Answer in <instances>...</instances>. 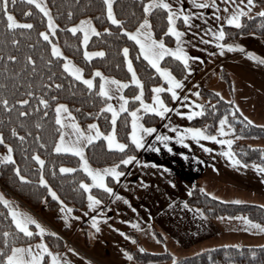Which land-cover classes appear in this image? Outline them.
I'll return each mask as SVG.
<instances>
[{"label":"crops","instance_id":"crops-1","mask_svg":"<svg viewBox=\"0 0 264 264\" xmlns=\"http://www.w3.org/2000/svg\"><path fill=\"white\" fill-rule=\"evenodd\" d=\"M180 2L185 12L197 13L192 17L191 25L182 23V27H179L184 31L185 50L193 58L189 61L193 71L187 72L185 69L181 78L183 87L176 89L179 92L176 101L172 100L171 94L167 92L170 109L189 111L187 105L191 103V100L202 104L204 98L201 94L196 96L195 93L200 87L205 86L229 101L239 115L252 121V124L264 127V64L245 55V51H251L257 56L264 57V33H248L227 41V43L244 45V50L225 49L221 54L219 44L210 42L216 41L217 38L208 31L209 28L216 30L219 25L224 24L223 19L215 17L217 10L211 6L198 8L193 0H180ZM235 2L239 3V0ZM217 3L223 5V0H217ZM241 7L245 8L246 14L259 13L260 9L264 8V4L255 6L253 4L249 11L245 0ZM229 8L230 11L234 10L231 6ZM201 14L204 18H201ZM225 15L221 7L220 16ZM175 44L173 37V43L168 46L175 47ZM195 57L200 59L197 60ZM223 70L228 75V82L221 78ZM89 76L91 75L86 77ZM160 77L167 88V81ZM96 82H99V78L95 79ZM152 95L153 93L145 102L151 103ZM160 95L162 96V93ZM185 96L190 99L183 100ZM111 102L117 109L119 108L120 101L115 94ZM62 115L66 120L69 119L66 114ZM153 115L156 116V122L152 126L156 127L157 133L175 136L176 131L190 127L188 126L190 120L181 117L178 112L169 110L165 117ZM143 117L141 122L144 123ZM170 124L177 126L176 131L170 127ZM84 130L87 131V127ZM220 138L229 139L227 136ZM153 139L154 134L146 137L148 143H152ZM186 139L187 145L175 140L168 141L172 151L164 148L159 142H156L151 149L147 146L137 149L138 153L135 156L144 163L130 162L128 165H123V169H119L123 173L119 181H115L110 175L105 177L108 184L110 183L109 186L120 195L117 197L107 193L106 202L94 208L88 207L86 193L85 205L79 211H73V208L67 204L72 209L71 213L62 212L61 205L56 210H49L43 202L36 212L16 200L1 186L0 192L21 212L36 219L40 216L42 218L40 224L46 229L45 234L57 231L67 234L71 243H65L59 251L49 249L58 253V258L71 260L72 264H89V261L91 264H141L142 262L135 257L130 260L124 255L125 250L140 251V248L144 249L143 252L166 253L169 257L164 260L172 264L173 256L179 262L185 257L220 246L264 245V232L256 228L250 229L240 220L229 219L242 213L212 217L204 213L201 216L196 211L199 208L187 202L189 189L195 185L199 189L203 188L206 194L213 193L212 197H220L225 202L239 200L241 203L262 205L264 202L260 200H264V175L252 167V164H249L247 168L242 164L233 165L223 155L228 145H221L217 141L203 138L199 143L191 137ZM104 142L107 146L105 139ZM202 145H207L212 151H205ZM156 147L160 150L156 151ZM5 152L6 147L0 149V154ZM93 167L96 168V166ZM102 167L104 166L99 168ZM88 178L91 182L90 177ZM65 215H68L67 221L64 219ZM93 216L103 217L97 221L99 231H96L92 225ZM30 228L33 229V225H30ZM116 229L121 231L118 232ZM76 233H79L77 239L69 237L70 234ZM128 233H134V235ZM37 234L38 239L27 243L32 244L34 249L40 240L45 242L43 239L45 234L43 236ZM87 240L89 246H86ZM44 257L50 264L51 256L45 253Z\"/></svg>","mask_w":264,"mask_h":264},{"label":"trees","instance_id":"trees-1","mask_svg":"<svg viewBox=\"0 0 264 264\" xmlns=\"http://www.w3.org/2000/svg\"><path fill=\"white\" fill-rule=\"evenodd\" d=\"M264 4V0H255L254 6ZM142 0H115L114 10L117 14V18L125 21L124 26L129 30H133L137 25V21L143 18L142 14ZM25 9L27 7H33V16L25 18L19 12L18 6H13L9 3V10L13 11L17 19L23 21H31L34 23V28L31 30L20 29L24 35H17V39L20 41L18 46H13L11 43L6 42L11 38V33L5 32L4 21L0 20V84H4L6 88H0V95H6L11 103H15L19 99H29L30 103L27 106L15 105L7 112L0 107V133L4 134L5 144H0V149L6 147V144L13 146L16 163L22 169V174L28 175L30 179L36 180L38 178L34 173L37 172L35 164L25 156V152L31 153V151H37L42 158L46 160L45 178L48 179L53 189L57 191L61 199L65 204L71 206L73 211H79L82 209L86 202V192L77 189L73 183V176L76 180L85 179L89 182L87 174L82 169H78L75 174H61L58 171L59 165L64 164L68 167L76 168L79 164V157L74 154H57L51 151L54 147V139L58 138V134L54 132L55 125V103L62 102L68 105V110L73 113L76 118V122L82 129H85L89 123L95 120L101 131H109L111 126V115L107 111L100 116L88 117L85 113L97 112L103 106V98L95 96V92H98V82H96V89L94 93L90 94L86 90V86L81 81H75V78H71L70 83L69 75H61L63 71L60 65L61 60L50 57V45L43 41L42 37H38V32L45 30L46 18L40 19L42 13L38 9H35L31 5H21ZM48 6L52 9V14L56 19V23L60 24L62 30H57L56 37L53 38L65 55L69 56L71 60L79 67L84 69L83 74L85 76L91 75L95 68H100L105 75L115 76L117 79L128 80L130 74L127 73L125 64L122 61V53L119 51L123 46H128L130 49V55L135 56L138 51V45L130 40L125 34L108 36L103 34L101 37L92 35L90 37L88 50L103 48L106 52V58L93 57L91 61L86 60L83 57L84 46L80 43L81 33L73 34L68 29L69 23H75L80 18L89 16L92 18L93 23L97 29L102 31L103 28H111L112 33H119V28L116 25H112L110 21L106 20L104 15V9L102 7V0H48ZM71 9L74 12L73 17L67 16V11ZM59 13V15H57ZM134 13V15H132ZM258 12H251L242 16V27L225 25L226 36L224 41H231L241 35L254 33H264V18L257 15ZM253 17L251 20L248 17ZM148 18L152 22V31L156 39H160L162 36L167 45L173 43V37L171 35L165 36L166 32V14L164 10H159L153 14H149ZM177 27H182V22L177 21ZM31 46V47H30ZM8 55H15L18 57L17 61H7ZM26 55H32L36 60V72L32 73L30 67H25L26 61L24 57ZM52 58L53 65L48 66L46 61ZM119 64L120 67H116ZM160 64L162 67L169 68L173 75L178 79H181L185 73V69L182 66V62L172 56H165ZM134 67L140 79L144 82V101L149 100L151 96V89L153 85H163L165 82L161 79L158 73L155 75V69L151 65L141 58L140 60H134ZM55 73L54 81L47 80L49 75ZM221 78L228 82V75L226 71L221 72ZM33 84V89L43 95L46 99H49L50 106L44 108L40 106L38 111H32L38 104V97L33 96L29 98L26 92L29 90V83ZM48 83H62L65 85L62 89H48L46 85ZM138 92V86L129 85L124 89L125 96H133ZM201 96L204 98L203 105L207 108V105H214L216 111L213 112L211 108H207V113L202 117H195L190 120L188 126L190 127H203L209 125V131L211 134L216 133V124L221 116L227 114L229 123L237 129L235 133H230L227 137H233L234 143L231 145L232 151L246 164H264V156L261 155V149L264 147L260 145H251L244 141L243 137H264V127L257 126L255 124H247L244 122L245 118L239 115V113L231 106V103L222 98L216 91L209 87L202 86L199 88ZM57 97L56 101H52L50 97ZM164 101L168 104L167 91L162 92ZM139 102L129 101L128 109L126 112H122L116 121V138L125 143H129L126 133L130 128V111L136 108ZM19 111L28 112L26 117H20ZM44 111L48 112V116L43 115ZM239 116L240 119L234 118L233 114ZM143 121L147 125H154L156 122V116L153 114H146L143 117ZM39 122L43 125L42 128L37 129L35 124ZM16 127L21 135L25 136V140L21 141L19 137L11 135V128ZM39 132L42 140L37 142L35 140L36 133ZM239 136V137H237ZM45 143L47 148H41L40 144ZM130 149L132 146L130 144ZM137 149H133L129 154L136 155ZM85 155L89 160V163L93 166L100 167L105 165H111L121 159L123 154L119 150H110L105 145L104 139L94 141L92 144L85 147ZM53 163L56 166L57 175H51V168ZM14 166L9 164H0V186L8 193L15 197L16 200L25 204L32 210H37L40 205L47 200L46 207L49 210H56L59 207V202L51 197L47 193L44 186L39 188L33 185H27L20 182L15 177L12 168ZM123 169V165L119 168ZM110 184V183H109ZM94 195L105 203L107 193L104 190L93 188L91 190ZM187 202L209 216L216 215H233L242 213L248 215L251 219L264 223V209H261L258 204L252 203H235L225 202L220 199H216L212 196H208L205 192L201 191L197 186L191 188V193L187 197ZM5 215V208L0 204V217ZM10 222L0 221V229H3ZM14 227V225H13ZM52 232L43 236L46 244L50 249L59 251L65 245V240L58 234L53 236ZM134 235V233H128ZM39 238V235L34 232L33 237L25 238L21 234V238L17 243H30ZM86 246H89L87 240ZM264 246V245H262ZM255 251L256 256L253 257L251 252ZM133 257L141 262L144 261H158L169 257L166 253H153V252H140L132 250ZM229 260L235 262V264H264V247L261 246H242L241 248H235L234 246H220L210 250H206L201 253H197L183 258L177 264H229ZM42 264H48L47 258L44 257Z\"/></svg>","mask_w":264,"mask_h":264},{"label":"snow or ice","instance_id":"snow-or-ice-1","mask_svg":"<svg viewBox=\"0 0 264 264\" xmlns=\"http://www.w3.org/2000/svg\"><path fill=\"white\" fill-rule=\"evenodd\" d=\"M244 2L245 0H239V3L235 2V0H223V5H221L217 3V0H193V3L198 8H207L211 6L212 8L216 9L217 11L214 14L215 17L224 20V24L219 25L218 29H208L211 35L217 38L216 41L210 42L219 44V51L221 54H223L225 49L244 50V45L240 43L222 42L226 36V32L224 30L225 25L236 26L237 28L242 27L241 18L242 16L246 15L245 8L241 7ZM9 3H11L13 6H18L20 14L25 18L33 16V7H27L25 9L21 5L34 6L35 9H38L39 12L42 13L40 19L43 20L46 18V28L45 30L38 32V37H42L43 41L50 45V57L56 58V60L62 59L63 62L60 67L63 71L61 72V75H69L70 83L72 82L71 78H75V81H81L83 85L86 86V90L90 94H93L94 89L97 87L95 79L99 78L98 92H95L94 94L99 98H103V106L99 109V111L95 113L88 112L85 113V115L92 117L94 115L100 116L101 114L105 113V111L111 113V126L109 131H101L98 123L95 120L87 125L86 131L82 129L76 122V118L73 116V113L68 110V105L66 103L58 102L54 105L56 125L54 132L58 134V138L54 139V147H52L51 151L57 154H74L75 156L79 157L80 162L76 168L60 164L58 171L61 174H75L78 169H82L83 172L87 174V177H90L91 182H86L85 179H79L77 181L75 175L73 176V183L75 187L87 193L89 208H94L102 203L98 196L94 195L91 191L94 187L102 189L106 193L118 197L120 194L116 193L114 189L109 186L105 177L110 175L115 181H119L123 175V173L119 171V168L122 165H128L130 162L137 164L144 163L140 161L134 154H129V152L133 149H142L145 146L151 149L154 147L156 142L163 144L164 148L172 151V147L168 143L170 140H175L176 142L184 145H187V137H191V139L196 140L197 143L200 142L201 138L210 141H217L221 145L229 146L227 150L223 151V155H225L233 165L242 164L245 168L249 167V164L244 163L232 151L231 145L234 143L233 139L220 138L222 136H227L229 133H235L237 131L233 124L229 123L227 114L219 118V126L217 127L215 134L210 133L209 125H204L203 127H184L181 128V130L176 131L177 126L170 124V127L176 131V135L168 136L164 133H157L155 126L147 125L141 122V117L144 116L145 113H152L159 115L160 117H165L166 112L171 110L173 112H178L181 117H186L188 120H193L195 117L204 116L207 113V108H211L213 112L216 111L214 105H207L206 108L205 105L198 104L196 100H191V103L187 105V108L190 109L189 111H179L176 108L170 109V106L160 95V93L167 91L171 94V99L176 101L179 97V92L176 89L183 87L181 79H178L175 75H173L169 68L161 66L160 61L166 55H171L172 57L181 61L183 68L186 69L187 72L193 71V69L189 66V61L193 58L185 50V42L183 40L184 31L177 27V21H181L184 25H191L192 17L197 15V13L190 11L185 12L180 0H142L141 8L143 18L137 21V25L133 30L126 28L124 26L125 21L117 18V14L114 10L115 0H102V7L104 9L106 20L110 21L112 25H116L119 28V33L116 34L112 33L110 27L103 28L102 31L98 30L91 17L82 18L77 23H69L68 29L71 33H83L80 43L84 45L83 57L88 61H91L93 57L106 58V52L103 48L92 51L88 50L90 37L92 35L101 37L103 34L112 36L122 33L125 34L130 40L134 41L135 45H138V51L134 57L130 55V49L128 46L125 45L119 49V51L122 53V61L126 66L127 73L130 74V79L126 81L117 79L115 76L105 75V73L102 72L100 68H95L89 77H86L83 74L84 69L73 63L71 58L65 55L60 46L53 40V38L57 35V30L62 29L60 24L56 23V19L52 14V9L48 6V0H0V20L4 21L5 32L11 33V38L6 42L11 43L13 46H18L20 41L17 39V35H24L23 31L18 32V30H31L35 26L31 21L22 22L20 19H17V16L14 15L13 11L9 10ZM246 3L249 6L248 10L250 11L251 6L255 3V0H246ZM229 6H231V8L234 10L230 11ZM221 7H223V10L226 14L223 17L220 16ZM159 10H164L166 14V32L164 35H171L175 38V47H169L165 43L163 36L160 39H156L154 36L152 31V22L148 18V15ZM57 15H59V13H57ZM73 15L74 12L69 9L67 11V16L71 18ZM132 15H134V13H132ZM257 15L261 18H264V8H261ZM201 18H204L202 14ZM252 18L253 17L251 16L248 17L249 20ZM241 35H243V32H241ZM245 55L264 64V57L257 56L251 51H245ZM52 58H49L46 61L49 67L53 65L54 61ZM141 58L146 60L151 65V67L155 69V73H153L154 75L159 73V75L162 76L163 79L168 83L167 88H165L163 85L152 86L151 91L153 95L151 103L144 101V82L140 79L137 70L134 67V60H140ZM6 59L7 61H17L18 57L15 55H8ZM24 59L26 61L25 67H30L31 72L35 73L36 60L33 58V56L26 55ZM195 59L198 60L200 58L195 57ZM116 67H120V65L117 64ZM55 75V73L49 75L47 80L54 81ZM129 85L138 86V92L130 97L123 94L124 89L128 88ZM6 87V85L0 84V88ZM28 87L29 89H33V84L30 82ZM46 87L48 89H52L53 87L56 89H62L65 87V85L62 83H48ZM189 91L192 90L189 89ZM114 94L120 101L118 109L111 102ZM195 94L196 96H199L200 92L196 91ZM26 95L29 98L33 97L34 95L38 97V104L32 109V111H38L41 105H43L44 108H48L50 106L49 99H46L34 89L27 91ZM50 99L52 101H56L57 97L52 96ZM182 99L187 101L190 99V97L185 96ZM129 101L139 102V106L137 108H133L130 111L131 131L126 133L129 143H125L116 138V121L120 112L127 111ZM29 103V99H19L16 100L15 103H11L6 95H0V107H2L6 112L12 109L15 105L27 106ZM18 114L20 117H26L29 115V113L25 111H19ZM62 114H66L67 118L69 119L66 120ZM43 115L47 117L48 112L44 111ZM233 116L237 120L240 119V117L235 115V113ZM244 122L249 125L253 123L247 118H245ZM35 127L40 129L43 127V125L37 122ZM150 134H154L152 143H148L146 140V137H149ZM11 135L19 137L21 141H24L26 138L20 134L16 127L11 128ZM101 138H104L107 141L108 149L119 150L123 154V159L111 165H106L102 168H94L89 163V160L85 155V147L92 144L94 141L100 140ZM35 140L37 142L42 140L39 132L36 133ZM0 144H5V137L3 133H0ZM130 144L132 149H130ZM5 146L6 152L0 154V164L10 163L13 165L14 167L12 168V171L20 182H23L27 185H33L36 188L44 186L47 193H49L51 197L58 201L62 206L61 211L71 213L72 209L65 204L64 200L61 199L57 191L53 189L48 179L45 178L46 160L42 158V156L35 150L31 151V153L25 152V156L28 157V159L31 160L37 168V172L34 174L37 175L38 178L36 180H32L28 175L22 174V169L19 164L16 163L15 157L13 155V146L11 144H6ZM40 147L47 148L48 145L41 143ZM202 147L205 151H212V149L207 147V145H202ZM159 150V147H156V151ZM181 155H184V153H181ZM261 155L264 156V149H261ZM197 159H199V157H197ZM251 166L257 169L261 175H264V164L253 163ZM51 175H57V170L54 163L51 168ZM193 187H195V185H193ZM200 190L204 191L203 188ZM189 193H191V189H189ZM207 195L213 196V193L209 192ZM215 198L221 199L220 197ZM46 202L47 200L45 198V203ZM186 203L187 202H185V204ZM235 203H241V201L237 200ZM0 204H2L5 208V215L0 217V221H8L10 218V222L7 224V226L3 229H0V264H42L45 253L51 256L50 264H72L71 260L58 258L59 254L52 252L43 240H40L36 244L35 249L33 248L32 244H18L17 241L21 238V234H23L25 238L34 236V232L32 228H30V225H34L35 229L39 231L41 236L45 234L46 229L29 214L21 212L17 206L13 205L12 201L3 195V193H0ZM259 207L264 209V204L260 205ZM196 211L201 216L204 215L203 210L197 209ZM102 218L103 217L98 216H93L91 218L92 225L96 231L100 230L97 221ZM233 218L242 221L244 224L248 225L250 229L256 228L261 232H264V223L257 222L251 219L248 215L241 214L236 217H229V219ZM64 219L67 221L68 215H65ZM77 219H79V217H77ZM116 231L119 232L121 230L116 229ZM51 235L55 236L57 233L52 232ZM89 235H91V233H89ZM128 238L132 239V237ZM225 247L229 246L225 245ZM234 247L241 248L242 246L240 244H236ZM139 250L141 252L144 251L143 248H140ZM70 251H75V249H70ZM201 251H203V249H201ZM77 255H79V253H77ZM124 255L130 260L133 258V253L131 251L125 250ZM251 255L255 257L256 252L252 251ZM89 264H91V261H89ZM172 264H177V258L175 256L172 258ZM229 264H235V262L229 260Z\"/></svg>","mask_w":264,"mask_h":264},{"label":"rangeland","instance_id":"rangeland-1","mask_svg":"<svg viewBox=\"0 0 264 264\" xmlns=\"http://www.w3.org/2000/svg\"><path fill=\"white\" fill-rule=\"evenodd\" d=\"M87 17H89V16H85V17H82V18H87ZM82 18H80V19H82ZM79 19V20H80ZM78 20V21H79ZM78 21H76L75 23H77ZM81 33V40H82V36H83V33L82 32H80ZM84 46V45H83ZM93 50H98V49H93ZM90 51H92V50H90ZM219 125H218V121H217V124H216V129H217V127H218ZM228 135H230V133L228 134ZM227 135V136H228ZM234 138H235V136H233ZM233 137H231L230 136V139H233ZM237 137H239V136H237ZM244 141H246L247 143H249V144H251V145H260V146H262V147H264V137H243L242 138ZM1 193V192H0ZM220 200H222V199H220ZM222 201H224V200H222ZM260 201H263L264 202V200H260ZM19 209V208H18ZM20 210V209H19ZM38 210H36V212H37ZM33 218V217H32ZM35 220H37L39 223L40 222H42V218L40 217V216H37V219L36 218H34ZM32 227V226H31ZM33 232L35 231L36 233H39V231L37 230V229H35V226L33 225ZM62 232V231H61ZM63 234H64V236H65V242L66 243H71V241H70V239L69 238H67L68 236H67V234H65L64 232H63ZM79 236V233H76V234H70V238L71 239H77V237ZM67 240H69L70 242H67ZM171 262H169L168 260L167 261H165L164 259L163 260H158V261H144V262H142L141 264H170Z\"/></svg>","mask_w":264,"mask_h":264},{"label":"built area","instance_id":"built-area-1","mask_svg":"<svg viewBox=\"0 0 264 264\" xmlns=\"http://www.w3.org/2000/svg\"><path fill=\"white\" fill-rule=\"evenodd\" d=\"M56 233H57L59 236H61L62 238H65L63 232H61V231H57ZM67 242H70V241L67 240Z\"/></svg>","mask_w":264,"mask_h":264}]
</instances>
